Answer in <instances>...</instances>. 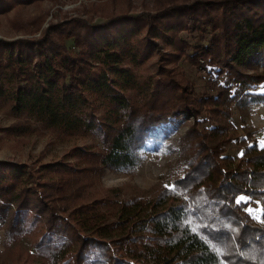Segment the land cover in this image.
<instances>
[{"label": "trees", "instance_id": "trees-1", "mask_svg": "<svg viewBox=\"0 0 264 264\" xmlns=\"http://www.w3.org/2000/svg\"><path fill=\"white\" fill-rule=\"evenodd\" d=\"M250 3H189L141 19L155 38L187 30L219 31L207 46L166 38L169 46L184 51L193 65H203L217 80L226 75L216 98L196 97L193 88L164 70L153 80L151 102H135L127 93L138 83L126 59L140 64L128 46L136 31L87 36L85 41L65 34L61 42L30 49L37 55L33 64L28 60L35 54L14 58L9 47L0 50L9 58L1 63L7 72L0 97L7 95L17 114H27L48 129L99 134L103 139L101 150L81 152L92 169L81 162L49 164L39 179L26 166L0 172V214L11 231L37 233V264H264V213L257 220L246 210L254 204L264 209V148L247 134L224 126L201 130L196 124L198 150L173 183L179 187L172 185L152 198L116 201L90 192L83 183L88 171L98 179L104 167L139 166L137 151L148 130L166 118L189 114L198 121L205 102L225 106L218 111L228 118L232 103L264 102V94L255 92L264 84V72L241 70L264 55V4ZM210 5L223 9L220 22L212 18ZM72 37L73 49L67 45ZM188 49L194 54H186ZM93 101L106 106L104 119L96 116ZM233 142L242 149L238 160L226 155V146ZM40 173L51 174L50 179L43 180ZM240 195L250 199L238 204Z\"/></svg>", "mask_w": 264, "mask_h": 264}, {"label": "rangeland", "instance_id": "rangeland-1", "mask_svg": "<svg viewBox=\"0 0 264 264\" xmlns=\"http://www.w3.org/2000/svg\"><path fill=\"white\" fill-rule=\"evenodd\" d=\"M223 1L227 0H0V50L9 47L15 54L14 58L20 53L25 54L26 58L29 53L34 55L40 44L48 47L51 40L61 42L65 34L84 40L87 36L115 37L117 32L136 31L128 46L140 58V64L132 63L130 58L126 59L127 68L136 75L138 83L134 90L127 93L135 102H151L155 88L153 80L164 70L176 81L193 88L196 97L216 98L220 94L218 85L225 86L226 75L217 80L214 74L203 69V65H193L184 51L178 52L169 46L166 38L180 39L186 46H207L214 33L219 31L213 32L210 28H206L205 32L187 30L167 33L165 39L155 38L154 31H148L141 19L176 5ZM250 4L258 7L264 1L251 0ZM208 8L215 10L211 16L215 22H220L218 20L223 16V9L217 5ZM118 18H124V21L116 22ZM162 23L166 24L167 21ZM199 25L203 26L201 22ZM160 29H163L162 25ZM73 37L67 42L71 49L74 48ZM32 48L34 52L30 51ZM2 51L0 82L4 83L7 70L3 68L5 64L1 63L9 58ZM186 52L194 54L193 49ZM34 56L28 60L29 64L37 60V55ZM247 64L246 68L241 69L246 74L264 72V55L249 60ZM259 86L255 92L264 94V84ZM231 92H235V87ZM7 97H0V172H8L15 166H26L39 179L42 167L49 164L72 165L81 162L87 169H92L89 161L82 160L84 156L81 152L101 150L103 139L99 134L83 135L48 129L27 114H17L13 109L14 104ZM105 108L103 102L93 101V110L98 118H105ZM219 108L226 109L223 105L216 107L205 102L198 121L189 114L166 118L148 130L144 144L137 151L141 158L139 166L131 170L104 167L98 179L97 176L93 178L92 171H88L84 174L83 183L85 186L88 184L90 192L104 193L116 201L148 199L161 193L166 185L172 187L183 176L198 150L200 139L193 131L196 124H199L201 130L224 126L240 136L247 134L258 143L264 138V102L245 100L242 104L232 103L228 107V118L222 111H218ZM226 155L238 160L242 156V149L233 142L226 146ZM3 164L10 167L6 168ZM50 175L43 173L42 179L48 181ZM71 202L77 204L76 201ZM249 207L261 209L259 204ZM257 214L261 217V213ZM38 238L35 231H11L3 214H0V264H37L39 258L33 244Z\"/></svg>", "mask_w": 264, "mask_h": 264}, {"label": "snow or ice", "instance_id": "snow-or-ice-1", "mask_svg": "<svg viewBox=\"0 0 264 264\" xmlns=\"http://www.w3.org/2000/svg\"><path fill=\"white\" fill-rule=\"evenodd\" d=\"M259 146H260L261 148H264V138H262V139L259 141ZM165 187L168 188L169 186L166 185ZM177 187H179L178 184H177V185H173V188H177ZM248 199H250V198H247V197H245L244 195H240V196L237 198L236 203H238V204L241 203V202L247 203V202H248ZM246 210L249 212L250 215H253V218H254V219H257V220L260 219V215L257 214V213H264V209H252L251 207H249V208L246 209ZM262 222H264V221H262Z\"/></svg>", "mask_w": 264, "mask_h": 264}]
</instances>
